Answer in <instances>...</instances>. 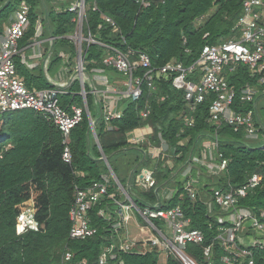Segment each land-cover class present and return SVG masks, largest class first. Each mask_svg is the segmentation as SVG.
<instances>
[{"label":"trees","instance_id":"16d2710c","mask_svg":"<svg viewBox=\"0 0 264 264\" xmlns=\"http://www.w3.org/2000/svg\"><path fill=\"white\" fill-rule=\"evenodd\" d=\"M7 1L0 0V8ZM26 1L31 8V24L22 39L23 43H30L35 34L36 21L41 18L44 26L42 37L48 34L56 37L53 65L61 62L62 52L68 54L70 59L74 58L75 44L68 36L76 27L73 20L75 14L65 10L66 3L61 4L60 12L51 0ZM145 1L149 3L148 6L143 5L141 0H87L90 7L87 9L85 30L90 28L98 40L122 51L132 49L147 53L154 67L171 60L182 61L189 66L198 60L206 44L240 39L241 33L236 25L242 15L243 0ZM18 2L12 0L10 6L0 11V31L5 23L11 21V14L15 12ZM94 3L98 7L96 11L92 9ZM214 8L210 16V10ZM102 14L111 17L119 29L113 31ZM201 17L206 18L205 21L197 24L196 20ZM99 24L103 29L98 30ZM84 49V65L88 73L92 68L105 67L103 58L108 54L106 47L99 44L88 47L85 44ZM107 70L113 69L106 68V73ZM228 79L237 89L245 84H256V79L243 66L228 74ZM155 81L154 89L145 85L139 101L125 102L124 116L113 121L111 128L107 127L104 118L100 119L95 127L99 145L119 181L130 188L131 199L139 208L156 206L165 187L176 192L168 206L181 204L192 219L191 226L200 229L206 237L203 245H188L187 252L201 264H224L221 256L226 252L214 241L219 233V224L213 190L230 184L235 187L243 185L255 172L264 175V142L251 148L250 139L242 131L234 132L231 126L224 124L214 126L209 121L211 100L199 106L194 126L185 127L180 119L186 106L183 91L173 87L171 76L161 75ZM36 88L53 86L42 82ZM78 89V84L68 87L70 93L61 95L64 107L72 104L85 107L82 96L72 93ZM162 97L164 100H161ZM257 100H260V110L256 102L242 104L241 110L255 109L256 120H261L264 126V86L259 87ZM87 104L93 114V94L88 95ZM147 109L150 114L143 118L141 113ZM0 121L1 132L9 134L8 141L12 142V146L5 149V142L0 141V264H61L68 250L75 254V261L98 264L105 247L112 248L119 264H160L161 253L156 247L141 253L119 250V235L114 232V225L118 221V204L115 200L125 201L126 198L115 187L109 189L110 193L115 194V200L106 196L89 211L91 224L98 228V232L86 240L70 238L72 222L69 213L76 188H87L109 174L108 165L101 159L102 154L92 137L86 111L81 123L71 132V163L63 160L65 146L61 131L42 114L24 110L3 114ZM147 125L153 130L148 141L144 146L131 145L130 139ZM216 136L219 151L230 161L228 168L218 175H212L205 167L194 166L192 174L197 176L200 172L201 188L198 199L192 201L183 191L184 183L188 180L184 172L192 165L193 157H201L203 142ZM162 140L170 147L169 153L176 157L172 168L167 164V158L153 159L148 155V146H160ZM181 141L184 145L180 144ZM145 168L154 170L156 184L153 188L136 182L137 176ZM242 201L254 210L264 209V182ZM32 205L39 229L18 233L17 219ZM101 210L105 216L100 214ZM156 225L164 228L160 221H156ZM123 232L124 229L120 234ZM210 243H214L213 253L206 257L203 249ZM254 257L256 264H264V250H255ZM166 264L182 263L176 255H170Z\"/></svg>","mask_w":264,"mask_h":264},{"label":"built area","instance_id":"2783aa9c","mask_svg":"<svg viewBox=\"0 0 264 264\" xmlns=\"http://www.w3.org/2000/svg\"><path fill=\"white\" fill-rule=\"evenodd\" d=\"M141 1L143 5H149L145 0ZM88 7L90 5L87 0H73L66 6L65 10L75 14L73 20L76 22V27L72 38L78 46L79 53L83 50L84 44L88 47L99 44L108 49V54L103 58L105 67L97 68V70L106 73V68H111L124 77L126 89L122 92V97L132 102L139 101L143 96L145 85L154 89L157 78L161 75L171 76L173 87L183 91L186 103L183 110L185 127L194 126L195 114L199 106L211 100L209 121L214 126L229 125L234 132L242 131L250 140H259L264 137V127L259 120H256V110L249 109L246 112L241 110L242 104H255L259 87L264 86V0H243L242 15L236 25L241 33L240 39H230L214 45L206 44L198 60L189 66L182 61L171 60L160 67H154L150 56L145 52L138 53L132 49L122 51L103 43L96 38V34L90 28L87 33L84 30ZM92 9L98 10L96 3ZM58 11L61 12L62 9ZM30 14L31 8L28 2L19 0L10 23L0 31V116L24 110H33L42 114L61 131L65 146L63 160L71 163V132L83 120L86 109L75 104L64 107L60 97L70 93L67 90L68 85L78 77H72L70 82H58L57 87L53 88L38 90L27 86L25 80L19 75L16 57L19 54V43L26 36L31 24ZM102 18L113 31L119 29L111 17L102 14ZM43 29V22L37 19L35 34L41 35ZM101 29L103 26L99 24L98 30ZM82 65L83 61L80 58L77 61V67L82 69ZM240 66L247 68L250 75L256 79V84H245L237 89L230 83L228 74L237 71ZM81 94L86 98L85 90ZM161 100H164V97ZM149 114V109L141 113L143 118H147ZM103 115L105 122L109 124L121 119L124 111L109 104L105 105ZM5 140L6 138L3 139ZM144 140H146L145 137L138 136L134 137L130 143L138 145ZM180 144L183 143L180 142ZM11 145L8 142L5 149H9ZM204 145L203 156L209 154L210 161L212 159L215 161L211 162L213 165L209 164L210 168L220 172L225 171L230 161L219 151L218 137ZM157 147H154V151H157ZM158 151L157 157H166L162 147H158ZM197 161L199 162V159ZM114 180L110 176H103L100 181L94 182L87 188H76L74 203L69 213L72 222L71 239L86 240L98 232V228L91 224L89 211L106 196L115 200V194L109 192L111 187H115L117 192L120 191L126 198L125 201L115 200L118 204V221L114 225V232L119 235L120 251L141 253L156 247L158 252L166 258L176 255L182 264H201L187 252V247L190 244L203 245L206 237L200 229L191 226L192 219L187 216L181 204L168 206L172 198L170 196L166 200V205L159 203L154 207L139 208L127 195L126 189L115 178ZM136 182L146 188H153L156 184L154 170L142 169ZM263 182L264 175L255 172L243 185L235 187L230 184L225 188L213 190L219 224V233L214 241H217L226 252L221 256L224 264H245L246 262L256 264L255 250H264V209L254 210L244 205L242 201L251 192L261 187ZM199 187L198 181L189 177L184 183L183 191L192 201H196ZM135 210L146 221L147 226L156 232L142 242L127 240L122 233L120 234L133 217ZM100 214L106 215L103 210ZM156 221L162 222L164 228L156 225ZM16 227L18 233L39 229V224L34 218L33 205L18 217ZM213 247L214 243L204 247V256L210 257ZM116 260L117 255L112 252V248L105 247L98 259V264L113 262L119 264ZM61 264L88 263L75 261V254L68 250L64 253Z\"/></svg>","mask_w":264,"mask_h":264},{"label":"crops","instance_id":"0c3cea01","mask_svg":"<svg viewBox=\"0 0 264 264\" xmlns=\"http://www.w3.org/2000/svg\"><path fill=\"white\" fill-rule=\"evenodd\" d=\"M51 1L53 5L56 6V10L58 11L62 8L61 7L62 3H66V5L68 6L73 0H51ZM4 9L5 8H0V11ZM13 16H14V13L11 14L10 20L13 18ZM39 20L42 21L41 18H39ZM9 23H5L3 25V28ZM84 30H85V25H84ZM87 30H85L86 33H87ZM74 32L70 34L68 38L73 40L72 36ZM43 34H44V29L41 35L34 34V36L30 39V43L24 44L22 40L20 41L19 54L16 57V64H17L19 75L25 80L27 85H32L34 87L33 89H37L36 88L37 85L41 84L42 82L48 83L50 84V86L57 87L58 82H64V83L70 82V79L72 77L74 76H77L78 78L80 77L79 79L76 78L73 82H71V84H69L68 87H72L78 84L79 89L76 91H73V93L77 94L78 96H82L84 106L85 107L87 106L86 112H87L88 117H90L89 121H90V126L92 128V137L94 141H96L99 147L100 153L102 154L101 147L99 145V142H98V139L95 133L96 132L95 127H96V124L99 123L100 119L104 118L103 109L105 108V105L110 104L112 106H115L117 109L124 111V108L127 106V103L125 102H128L129 100V99L122 97V92L125 91L126 89L125 79L121 74L117 73L114 70H107V73H102V72H99L97 68H92L88 73L84 65V62H85L84 61V58H85L84 45L85 44L83 45V50L81 51V53H79V50L77 48L78 46L74 40L73 42L75 44V50H76L75 57L70 59L68 54H63L62 52L61 62L58 65H53L54 63H52V54H53L54 46L56 44L55 43L56 37L48 34L47 37L43 38L42 37ZM80 54H81L82 61H83V65H82L83 68L79 69L78 71L75 68L77 67V61L80 60ZM61 75L62 77H60ZM106 78H107V81H106ZM38 90H41V89H38ZM84 90L87 92L86 98L81 94L82 92H84ZM89 94H93L94 96L95 111L93 112V114H91L89 110V106L87 104V97ZM256 105H257L256 106L257 109L260 110L259 109L260 100L256 101ZM183 113L184 111L182 112L180 116V119L182 120H183ZM259 116H260V112H259ZM259 121L261 123V120ZM106 124L108 128H111V123L109 124L106 123ZM152 133H153L152 128L149 125H147L141 128L139 133L134 135L130 139V141H132L134 137H138V136L145 137L146 140L138 144V145L144 146V143L148 141V137ZM0 135H1L0 141L5 142V145H6L8 143L9 134L1 132V128H0ZM4 138H6L7 142L3 141ZM262 138L264 141V137ZM211 141H212L211 139L207 140L205 144H209L211 143ZM9 143L12 144L11 141H9ZM181 143H183L182 145H184V142L181 141ZM131 145H135V144H131ZM154 147L156 148L157 146H150V147L148 146V155L151 156V158L153 159L159 158L160 156L157 157L158 156L157 153H159L158 147H162L163 152L165 151V154H166V157L164 158H167L166 162L169 165V167L172 168L175 166L176 157L171 155V153H169L170 147L165 142V140L161 141V145L157 147V151H154ZM204 148H205V145L203 144L201 157H197V156L193 157L192 165L188 166L186 168V172H184V175L187 178L193 177L195 180H197L199 186H200V172H198L197 176H194L192 174V168L194 166L205 167L207 169V172L212 175H218L221 173L218 170H215V169L212 170L210 168V165H213L212 163H214L215 161L213 159L210 161L209 154H207L206 156L205 155L203 156ZM198 159H199V162L197 161ZM103 176H110V178L113 181H115L114 180L115 177L112 175L110 169H109V174L107 175L105 174ZM122 186L126 190L129 188L127 186L125 187L124 185ZM199 188H201V186ZM175 193L173 190H171L168 187L163 188L161 190L160 196L158 197L159 199L158 202L162 205H164V203L166 204L167 198L170 196H173ZM155 233L156 232L153 229L147 226L146 221L135 210L133 217L131 218V220L127 222V224L124 227L123 237H125V239L127 240H133L135 242H142V241L149 239ZM166 262H167V258L165 257V255L161 254L160 264H166Z\"/></svg>","mask_w":264,"mask_h":264},{"label":"rangeland","instance_id":"374dc122","mask_svg":"<svg viewBox=\"0 0 264 264\" xmlns=\"http://www.w3.org/2000/svg\"><path fill=\"white\" fill-rule=\"evenodd\" d=\"M215 9H216V8L210 10V11H212V12L209 11V12H210V13H209L210 16H211V14L213 13V11H215ZM206 16L208 17V15H205V17H206ZM207 17H206V18H207ZM206 18L201 17L200 19H197V20H196V23L199 24V23L205 21ZM202 19H204V20H202ZM75 69L79 71V68H78V67H76ZM84 108H85L86 111H87V106L84 107ZM86 114H87V112H86ZM1 125H2V121H0V128H1ZM263 142H264V141H263V138H259V140H250V141H249V146H250L251 148H255V147L260 146ZM203 144H205V141L203 142ZM163 259H164V258H163ZM163 261H164V260H163Z\"/></svg>","mask_w":264,"mask_h":264},{"label":"water","instance_id":"95a60500","mask_svg":"<svg viewBox=\"0 0 264 264\" xmlns=\"http://www.w3.org/2000/svg\"><path fill=\"white\" fill-rule=\"evenodd\" d=\"M11 2H12V0H8L3 8H6L7 6H9ZM80 58H81V60H82L81 54H80ZM89 118H90V117H89ZM90 120H91V119H90ZM263 147H264V146H263ZM101 151H102V149H101ZM102 154H103V155H102L101 159L104 160V161L107 163L108 168L110 169L112 175L115 177L116 180H118L116 174L114 173L113 169L111 168V166H110V164H109V162H108V158L105 156V154L103 153V151H102ZM118 182H119V180H118ZM119 183H120V182H119ZM120 184H121V183H120ZM125 191H126L127 195L131 198V196H130V188H128V189L125 190Z\"/></svg>","mask_w":264,"mask_h":264},{"label":"clouds","instance_id":"9594fccd","mask_svg":"<svg viewBox=\"0 0 264 264\" xmlns=\"http://www.w3.org/2000/svg\"><path fill=\"white\" fill-rule=\"evenodd\" d=\"M0 138H1V135H0ZM5 141H6V140H5ZM9 141H10V140H9ZM9 141H8V142H9ZM135 204H136V203H135Z\"/></svg>","mask_w":264,"mask_h":264}]
</instances>
